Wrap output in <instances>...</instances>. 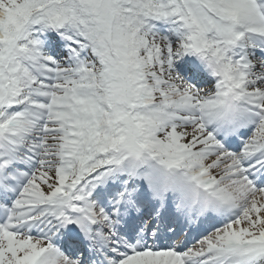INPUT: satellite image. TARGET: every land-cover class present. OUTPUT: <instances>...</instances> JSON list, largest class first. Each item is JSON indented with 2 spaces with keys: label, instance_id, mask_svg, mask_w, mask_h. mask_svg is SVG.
<instances>
[{
  "label": "snow or ice",
  "instance_id": "obj_1",
  "mask_svg": "<svg viewBox=\"0 0 264 264\" xmlns=\"http://www.w3.org/2000/svg\"><path fill=\"white\" fill-rule=\"evenodd\" d=\"M0 264H264V0H0Z\"/></svg>",
  "mask_w": 264,
  "mask_h": 264
}]
</instances>
